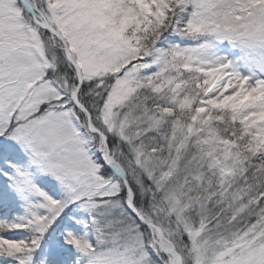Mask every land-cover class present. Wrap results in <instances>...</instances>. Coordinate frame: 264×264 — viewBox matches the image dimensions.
Listing matches in <instances>:
<instances>
[{
    "label": "snow or ice",
    "instance_id": "6c2138e0",
    "mask_svg": "<svg viewBox=\"0 0 264 264\" xmlns=\"http://www.w3.org/2000/svg\"><path fill=\"white\" fill-rule=\"evenodd\" d=\"M0 264H264V0H0Z\"/></svg>",
    "mask_w": 264,
    "mask_h": 264
}]
</instances>
